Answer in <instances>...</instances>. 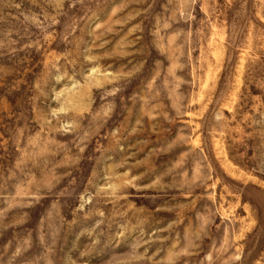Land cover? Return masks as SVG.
<instances>
[{"label":"rangeland","instance_id":"obj_1","mask_svg":"<svg viewBox=\"0 0 264 264\" xmlns=\"http://www.w3.org/2000/svg\"><path fill=\"white\" fill-rule=\"evenodd\" d=\"M0 264H264V0H0Z\"/></svg>","mask_w":264,"mask_h":264}]
</instances>
